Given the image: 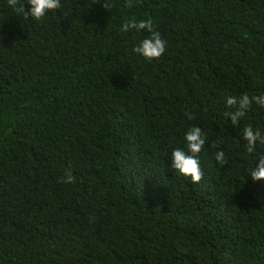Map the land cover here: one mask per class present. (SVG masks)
Wrapping results in <instances>:
<instances>
[{"label":"trees","instance_id":"obj_1","mask_svg":"<svg viewBox=\"0 0 264 264\" xmlns=\"http://www.w3.org/2000/svg\"><path fill=\"white\" fill-rule=\"evenodd\" d=\"M132 3L61 0L34 21L0 0V264H264V181L241 139L264 109L224 115L264 94V0ZM131 18L165 40L158 60L131 51L149 35L122 32ZM192 126L198 184L170 168Z\"/></svg>","mask_w":264,"mask_h":264},{"label":"clouds","instance_id":"obj_2","mask_svg":"<svg viewBox=\"0 0 264 264\" xmlns=\"http://www.w3.org/2000/svg\"><path fill=\"white\" fill-rule=\"evenodd\" d=\"M25 3L30 6L27 10H25ZM7 4L17 13L22 14L24 18L40 21L46 13L60 9L61 0H7ZM126 6L128 8L133 7L132 0H126ZM103 7L107 9L109 5L105 3ZM133 30L136 32L143 30L149 33L146 38L132 48L131 51L135 55L151 62L158 60L164 54L166 42L162 39L160 33L154 30L151 19L138 21L135 18H131L121 26L122 32L127 33ZM225 105L231 111L225 112L224 115L234 127H237L253 105L264 109V94L249 95L245 92L239 96L230 95L226 98ZM185 115L188 120L194 119L191 113L186 112ZM241 139L244 141L245 152L251 155L253 160L257 161L255 167H250L248 170V177L254 182L264 181V154L258 151V145L264 146V132L260 129H254L249 124L243 127ZM183 140L184 147H175L171 150L170 168L174 170L175 174L190 178L191 183L198 184L203 178V172L200 160L197 157L205 147L206 134L200 127L192 126L186 130ZM214 159L220 168H223L228 163L223 150L216 151ZM73 181L74 177L71 174L61 177L62 183H72Z\"/></svg>","mask_w":264,"mask_h":264}]
</instances>
